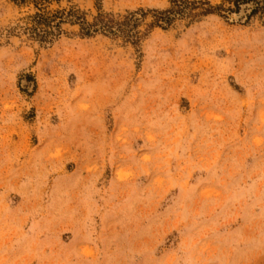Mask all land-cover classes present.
Wrapping results in <instances>:
<instances>
[{"label":"rangeland","instance_id":"obj_1","mask_svg":"<svg viewBox=\"0 0 264 264\" xmlns=\"http://www.w3.org/2000/svg\"><path fill=\"white\" fill-rule=\"evenodd\" d=\"M172 1L0 0V264H264V13L149 27Z\"/></svg>","mask_w":264,"mask_h":264},{"label":"trees","instance_id":"obj_2","mask_svg":"<svg viewBox=\"0 0 264 264\" xmlns=\"http://www.w3.org/2000/svg\"><path fill=\"white\" fill-rule=\"evenodd\" d=\"M14 2L24 4L27 1H31L36 5L41 2H47L48 0H13ZM234 7V12H238L241 5L252 4L253 8L249 16H254L258 12L264 13V0H231ZM173 6L169 9L157 11L151 10L148 13H152L154 20L149 27L157 26L165 29L171 25L176 17H196V16H207L214 14L221 8L212 7L208 2L201 1H188V0H174L172 1ZM202 9L199 13L192 14L191 12L198 8ZM37 7V6H36ZM232 12V9H228ZM146 12L138 10L130 12L124 16L120 22L114 21L107 16L99 14L93 23H88L81 16L75 14H69V21L73 24H78L80 27V35L82 37H91L96 33H102L110 36H122L128 41H132L136 44L138 32L136 31L137 26L142 18H144ZM64 17L55 13L51 16H46L42 13H35L31 17L32 25L26 28L27 34L40 44H50L58 38L61 34V24L64 23Z\"/></svg>","mask_w":264,"mask_h":264},{"label":"water","instance_id":"obj_3","mask_svg":"<svg viewBox=\"0 0 264 264\" xmlns=\"http://www.w3.org/2000/svg\"><path fill=\"white\" fill-rule=\"evenodd\" d=\"M249 5H251V4H244V5H241L240 8H239V11L241 10L242 6H244V9H245V10H247Z\"/></svg>","mask_w":264,"mask_h":264}]
</instances>
